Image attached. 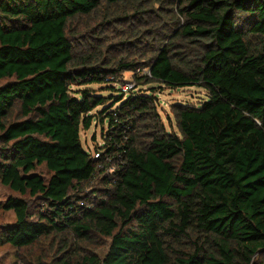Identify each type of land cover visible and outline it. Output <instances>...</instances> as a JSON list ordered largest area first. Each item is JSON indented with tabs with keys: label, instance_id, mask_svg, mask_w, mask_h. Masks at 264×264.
<instances>
[{
	"label": "trees",
	"instance_id": "trees-1",
	"mask_svg": "<svg viewBox=\"0 0 264 264\" xmlns=\"http://www.w3.org/2000/svg\"><path fill=\"white\" fill-rule=\"evenodd\" d=\"M117 27L149 51L112 55ZM127 71L129 92L116 84ZM95 84L121 96L107 107ZM148 84L208 99L175 103L173 132ZM101 106L93 155L80 133ZM0 182L18 193L0 203L16 216L0 249L47 241L50 264H264V0H0ZM98 239L103 257L83 247Z\"/></svg>",
	"mask_w": 264,
	"mask_h": 264
},
{
	"label": "rangeland",
	"instance_id": "rangeland-1",
	"mask_svg": "<svg viewBox=\"0 0 264 264\" xmlns=\"http://www.w3.org/2000/svg\"><path fill=\"white\" fill-rule=\"evenodd\" d=\"M158 5V4H157ZM96 21H93L88 24V28L91 29L96 25ZM85 26L84 24L82 27ZM122 27H125L126 31L131 29L130 26L121 25ZM120 27V26H118ZM114 33L106 34L103 38L105 43H110L112 40L114 41L113 48L111 50L112 55H118V56H131L132 58L139 59L140 52L149 51L150 49V41L148 39V36H140L137 40L138 43H141L140 47H134V43L136 41L133 40H127L124 41V37L128 34L122 33V28H118ZM112 28L110 29V31ZM91 35L93 31H91ZM149 48V49H148ZM148 72V69H144L140 73L146 74ZM135 75L132 71H127L123 74V76L119 79V85H124L127 82H133L135 84ZM113 86V85H112ZM115 87V86H114ZM119 87V86H118ZM135 87L136 84H135ZM151 88H154L156 90V95L158 97V110L161 114L162 120L165 123V126L167 130L169 131H175L178 132L175 119L172 113V106L175 103H187L195 106H200L201 103H203L205 100L208 99L206 96V91L202 88L198 87H187V88H179V89H171L168 88L166 85H160V84H148V85H141L138 87V90L143 89V91H146L148 93ZM90 89L96 93L97 95H103L110 100L106 103L107 107H111L116 101H117V95L121 96V93L118 91H113L108 84H95L91 85ZM120 103H117V105ZM103 106L97 108L93 114L97 115L99 118L97 120H94L92 123V126L90 129H82L81 130V138L84 147L90 151L93 155H98L100 151L103 150V146L105 144V138L108 134L109 125L108 120L106 119L103 123V120L105 117L102 116V110ZM106 116V115H104ZM39 171H43L42 168L39 169ZM112 169L108 173L100 174V176L95 180L88 189V191L92 192L94 189H98L103 187L102 181L104 178V175L111 174ZM44 172V171H43ZM18 195V193L12 191L9 187L3 185L0 182V203L5 202L10 196ZM16 219L15 212L5 211L0 209V224L6 225L13 223ZM103 241V242H102ZM102 242V245H101ZM109 240H101L98 239L96 243L91 244H83V247L87 249L88 251H93L97 253L99 256H104L109 248ZM43 252H45L44 258L47 259V263L50 264V262L54 258V254L49 249V245L46 242L41 243L40 245H37L33 248H25V249H18L13 248L9 245H6L0 249V264H24L25 260L35 261L37 264V258L43 255ZM43 258V256H42Z\"/></svg>",
	"mask_w": 264,
	"mask_h": 264
},
{
	"label": "built area",
	"instance_id": "built-area-1",
	"mask_svg": "<svg viewBox=\"0 0 264 264\" xmlns=\"http://www.w3.org/2000/svg\"><path fill=\"white\" fill-rule=\"evenodd\" d=\"M138 72H141V71H138ZM116 84H117V86H119L125 92H129V91H132V90L135 89V84L132 81L131 82H127L124 85L121 84V86L119 85L120 83L119 84L116 83Z\"/></svg>",
	"mask_w": 264,
	"mask_h": 264
}]
</instances>
